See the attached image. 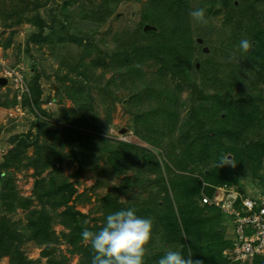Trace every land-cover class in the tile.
I'll return each mask as SVG.
<instances>
[{"label":"rangeland","instance_id":"374dc122","mask_svg":"<svg viewBox=\"0 0 264 264\" xmlns=\"http://www.w3.org/2000/svg\"><path fill=\"white\" fill-rule=\"evenodd\" d=\"M13 1L5 0L2 4L0 2V7L4 8L6 3L11 6ZM43 1L45 0H26L25 7L27 9L29 7L33 13L38 11L43 14L44 7L33 8L34 5H40ZM48 3L49 9L60 13V8L66 0H56V4ZM156 3V0H76L68 6L67 12L60 13L58 17L60 20L65 14L69 15V19L66 20L68 23L61 22L62 27L66 26V32H70L69 35L65 38L58 36L57 30L61 26L59 24V27L53 30L52 35L44 36L41 42L30 40L26 43L30 35L36 34V23L24 20L21 26L17 27L18 32L10 42L9 31L1 33L3 28L0 27V59H4L16 68L24 67L22 72L24 80L29 86L28 80L30 79L40 91L38 98L37 95L33 94L32 98L31 94L30 96L26 94L19 100L20 91L11 79L7 80L6 84H0V104L7 101L10 106L6 108L0 106V193L11 192L13 198H30L33 207H41V203L34 194L38 182L51 178L55 182L53 184L59 186L66 179L65 190L69 191L72 187L76 190L69 204L83 213L82 217L76 215L81 218L83 229H89L90 226L99 227L94 230L89 229L91 231H99L106 220L107 215L103 202L108 193L116 194L118 203L126 204V206L141 204L143 200L148 199L150 191L158 190V184H161L158 178L159 171L164 170L163 174L168 182L171 200L174 202L179 200L177 194L181 191L174 186L173 180L165 172L167 164L172 167L170 169L176 171L175 162L184 153L178 145L168 147L165 144V148H157L152 144L147 145L150 151L148 154L155 155V158L148 161L144 158V153L139 152L129 161L121 164L125 171L116 172L107 155L113 154L114 141L119 139L141 145L146 143L141 138L142 134L135 132L137 126L134 111L136 109L132 108L126 100L131 91H123L120 88L118 98L112 100L104 98L105 92L99 88L101 86L107 88L110 79L119 78L122 73H125L117 71L114 51L117 46L125 42V39L133 36L137 31L145 17V7L153 10ZM174 3L182 6L187 4L190 7L189 13L200 6L206 10L209 20L207 30L210 33L205 45L202 47L195 45L192 48V61L195 69L203 65L207 67V63L210 62L214 63L215 57L224 52L223 45L219 42L221 36L229 41L233 35L235 37L236 34L240 35L244 31L240 22L248 20L247 13L262 11L261 14L264 15V0H217L214 3L211 0H181V3L179 0H174ZM17 4L19 7L21 1L17 0ZM210 7H212L211 10H209ZM52 16L48 14L47 17L50 20ZM192 24L194 27L198 25L193 21ZM229 28L232 30L227 33ZM158 29L156 27V30ZM199 37L202 38L195 30L193 39L197 41ZM204 47H208V52L204 51ZM101 57L103 59L94 68L95 77H87L81 68L77 67L80 61L88 64ZM220 61L223 68L229 66L224 63L226 60L223 58ZM89 66L91 64H88ZM150 69L151 74L158 71L156 65L151 66ZM127 84L130 83L127 82ZM183 86L182 95L186 100H190L193 96V87ZM109 87L114 88L113 85ZM195 96L198 99L196 94ZM39 107L47 114L43 115ZM183 111L187 112L185 109ZM184 113H181V119L175 128V138L180 134L182 123H184L183 128L188 133L199 137L198 140L205 142L211 137L213 139L211 145L222 143L224 144L223 151L226 147L232 148V142L227 137L222 140L218 135L207 136L201 134L202 131L192 129L190 125L185 124ZM98 136L110 138L112 144L110 143V146L105 149L102 148L103 146L93 148L92 154L87 155V159L79 160L76 156L77 145L80 144L84 148L89 139ZM184 138L182 134L179 140ZM174 140L178 141V139ZM119 149L122 150V146ZM196 149L197 147L193 150ZM218 153L214 145L210 153L206 152L205 160L216 162L215 159L219 157ZM229 155V159L233 160L234 155ZM153 161H156L159 167L154 165ZM232 167L235 169V164ZM181 171L178 170V173H182ZM55 172L57 175L54 174ZM198 172H200L199 169L190 170L189 168V171L182 174L193 177L194 173ZM144 177H148L149 180L145 181ZM134 178L140 180H135L137 182L132 184L131 179L134 180ZM233 185L241 189V196L256 197L258 193L264 194V163L261 164V169L257 173L250 172L238 177ZM4 198L0 195V215L5 214L8 219L14 221L15 224L11 226H14V229L22 235V238L19 237V240L16 239L14 242L15 250L31 259L33 262L30 264H50L48 258L43 255L45 246L39 245L30 238L26 219L28 210L15 206L9 211L5 204V199L7 201L8 199ZM46 203L49 214L54 218L53 227L58 236L53 245L52 255L56 256L60 264H81L86 254V251L84 253L81 251L88 246L83 244L82 239L75 240L76 234H72L71 230L63 224L65 222L62 221L68 219L63 214L68 207L66 205L56 206L54 200ZM86 224L89 226L86 227ZM199 228L202 230L201 226ZM231 229L232 227L229 226L227 232ZM184 232L187 235L189 230ZM253 233V228L246 229V235ZM202 235L211 237L212 240L223 239L222 228L219 225H211L210 229ZM74 241L77 243L74 244ZM164 244L159 238L152 242L150 253L145 257V264H157L159 258L168 250L167 245L163 247ZM222 245L223 243L219 245V248H222ZM228 247L224 249L223 256ZM154 253L156 256H153ZM262 260L260 264H264V259ZM11 261L12 257L7 255L0 259V264H11Z\"/></svg>","mask_w":264,"mask_h":264},{"label":"trees","instance_id":"16d2710c","mask_svg":"<svg viewBox=\"0 0 264 264\" xmlns=\"http://www.w3.org/2000/svg\"><path fill=\"white\" fill-rule=\"evenodd\" d=\"M20 1L19 7L17 0H14L11 6L6 3L4 8L0 7V27L3 28L1 33L9 31V42L17 34V27L21 26L24 20L37 24L36 34L30 35L26 43L30 40L41 42L43 38L50 37L53 30L57 29L62 21L69 19V15L65 14L59 20V14L67 12L68 6L76 0H66V3L60 8V13L47 7L48 2L56 4V0H45L40 5L33 6L35 9L44 7L43 14L38 11L33 13L29 7L28 9L25 7L26 0ZM211 1L214 3L217 0ZM0 2L2 4L5 0ZM156 2L153 10L145 7V17L137 31L133 36L125 39V42L119 47L117 46L114 51L117 71L125 73H122L119 78L110 79L107 88L99 87L101 91L105 92L103 97L112 100L118 98L120 88L123 91H131L126 100L132 108L136 109L134 111L137 126L135 132L142 134L141 138L146 144L141 145L118 139L112 145L113 154L107 155L116 172L122 173L125 168L121 164L129 161L139 152H143L144 158L148 161L155 158V155L148 154L150 151L147 147L150 144L157 148H165V144L168 147L178 145L184 153L175 162L176 171L170 169L172 167L167 164L165 172L181 192L177 194L179 200L172 201L168 182L163 174L164 170L159 171L158 178L161 184H158V190L150 191L148 199L138 205L126 206V204L118 203L116 194L108 193L103 202L105 213L108 215L118 210L134 208L138 216L150 218L153 221V242L159 238L165 243L163 247L167 245L168 249L179 250L185 256L190 252L192 259L199 261L200 264H228L231 261L223 256V251L232 243L227 228L229 226L234 228L233 218L218 206L203 203L202 195L206 193L212 196L215 192L214 186L223 184L233 186L238 177L245 176L250 172L257 173L261 169V164L264 163V15L261 14L262 11L247 13L248 20L244 21L243 19L244 22H240L244 30L240 35L236 34L235 37L233 35L229 41L222 36L219 38L224 52L215 57V64L210 62L207 63V67L203 65L199 69H195L192 61V48L195 45L202 47L205 45V41L207 42L206 38L210 33L207 30V25L198 24L194 27L189 15L190 7L187 4L185 6L178 5L174 3V0H156ZM211 9L212 7L209 10ZM48 14L53 15L50 20L47 17ZM66 22L68 23V21ZM146 24L159 29L144 32ZM65 27L61 25L57 30L59 37L65 38L69 35L70 32H66ZM195 30L198 31L199 36H202L204 43L199 44L198 40L193 39ZM231 30L232 28H229L226 32L230 33ZM241 39H248L253 43L250 52L243 53L239 49ZM7 44L9 45V43ZM211 55L214 56L212 53ZM222 58L226 60L224 63H227L228 67H222L220 61ZM102 59L101 57L88 63L91 64L89 67L84 61H80L77 67L81 68L87 77H95L94 68L99 65ZM153 65L157 66L158 71L151 74L150 68ZM124 75L126 77H123ZM97 79L95 80L97 81ZM28 82L31 97L33 98L34 94L38 98L40 92L38 86L36 87L35 83L32 84L30 79ZM110 85H113L114 88L111 89ZM183 85L193 87V96L190 100H186L182 95ZM0 106L10 107L7 101ZM184 109L187 111L186 113H184ZM39 110L43 115L47 114L41 107ZM181 113L185 114V124L190 125L192 129H198L202 131L201 134L207 136H221L222 140L227 137L232 142V148L226 147L224 150L226 152H224V144H214L219 152V157L215 159L216 162H207L208 160H205L206 152L210 153V150L214 148V145H211L213 140L211 137L208 138L209 141L202 142L198 140L199 137L188 133L182 123L180 136L175 138V128L179 124ZM207 126L209 127L206 128ZM182 134L185 138L179 140ZM186 138L188 139L185 142ZM174 139H178V141ZM110 143L112 144V140L108 137H92L84 148L80 144L77 145L76 156L79 160L87 159V155L92 154L93 148L103 146L102 148L105 149L110 146ZM121 146L122 150L119 149ZM196 147L197 149L194 151L193 149ZM84 151L87 152L84 153ZM225 153L234 155L235 169L231 164L218 167L220 158ZM152 163L158 165L156 161ZM189 168L190 170L199 169L200 172L194 173L193 177L185 173L182 174L189 171ZM178 170H182V173H178ZM57 172L54 174L57 175ZM143 179L149 180L148 177ZM135 180L139 181L140 179H131L132 184L137 182ZM64 182L59 186H55L53 184L55 182L51 178L38 182L34 194L41 203V207H33L30 198H13L11 192L0 193L2 197H7L8 201L4 199L9 211L13 210L15 206L28 210L26 219L30 238L39 245L45 246L43 255L48 258L50 264H60V262L55 255H52L53 245L58 236L53 227L54 218L49 214L46 202L54 200L56 206L66 205L68 207L63 212L68 219L62 222H65L63 224L71 230L72 234H76L75 240L82 239L81 233L84 230L81 226L82 220L78 218V216H84L83 213L69 204L76 190L73 187L69 191L65 190ZM45 197L48 198L45 199ZM76 215L78 216L76 217ZM14 224L15 222L8 219L5 214L0 215V259L10 255L12 257L11 264H30L33 262L31 259L15 250L14 242L16 239L19 240L22 235L14 229V226H11ZM87 225L86 227L89 226ZM211 225H219L222 228V240L203 237L202 234L206 233ZM97 228L99 227H89L91 230ZM185 230H189L187 235L184 234ZM77 241H74V244ZM221 243L226 247L224 248L222 245V248H219ZM84 251L86 254H84L81 264H91L93 253H90L92 252L90 246L85 247L81 252L84 253ZM153 256L156 254L154 253ZM262 259H264V253L254 255L243 262L233 261L231 263L260 264Z\"/></svg>","mask_w":264,"mask_h":264},{"label":"clouds","instance_id":"9594fccd","mask_svg":"<svg viewBox=\"0 0 264 264\" xmlns=\"http://www.w3.org/2000/svg\"><path fill=\"white\" fill-rule=\"evenodd\" d=\"M189 15L192 21L199 25L206 26L209 23L203 7L191 10ZM252 48L253 43L248 39L239 41V49L243 53L250 52ZM229 157L230 155H222L218 167L234 165V160H230ZM224 185L227 184L214 186L215 191ZM153 228V221L150 218H142L136 214L134 208H130L108 214L99 231L85 228L81 236L83 244L90 246L93 252L91 264H145V257L149 255L153 242ZM229 236L232 237L233 234ZM157 264L200 262L193 260L190 252L185 256L181 251L169 248L159 258Z\"/></svg>","mask_w":264,"mask_h":264},{"label":"built area","instance_id":"2783aa9c","mask_svg":"<svg viewBox=\"0 0 264 264\" xmlns=\"http://www.w3.org/2000/svg\"><path fill=\"white\" fill-rule=\"evenodd\" d=\"M23 69L24 67L16 68L0 59V78L13 81L20 91L19 100L23 95L31 94L23 77ZM202 201L218 206L233 218L232 243L226 249L225 258L231 262L242 261L264 253V194L258 193L256 197L241 196L237 186L224 185L216 188L212 196L203 193ZM249 227L254 229V233L246 235V229Z\"/></svg>","mask_w":264,"mask_h":264},{"label":"water","instance_id":"95a60500","mask_svg":"<svg viewBox=\"0 0 264 264\" xmlns=\"http://www.w3.org/2000/svg\"><path fill=\"white\" fill-rule=\"evenodd\" d=\"M151 29H156V27L155 26H152V25H149V24H146L144 26V30L145 31L151 30ZM198 42L199 43H202L203 42V39L202 38H199L198 39ZM208 50H209L208 47H204V51L208 52ZM6 83H7V80L6 79H4V78L0 79V84H6Z\"/></svg>","mask_w":264,"mask_h":264},{"label":"crops","instance_id":"0c3cea01","mask_svg":"<svg viewBox=\"0 0 264 264\" xmlns=\"http://www.w3.org/2000/svg\"><path fill=\"white\" fill-rule=\"evenodd\" d=\"M229 234L232 235L233 234V229H231V231L229 230Z\"/></svg>","mask_w":264,"mask_h":264}]
</instances>
